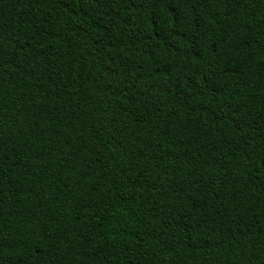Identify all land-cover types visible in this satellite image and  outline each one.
I'll return each mask as SVG.
<instances>
[{"label":"trees","instance_id":"trees-1","mask_svg":"<svg viewBox=\"0 0 264 264\" xmlns=\"http://www.w3.org/2000/svg\"><path fill=\"white\" fill-rule=\"evenodd\" d=\"M0 264H264V0H0Z\"/></svg>","mask_w":264,"mask_h":264}]
</instances>
